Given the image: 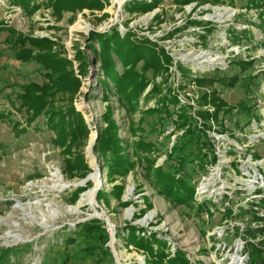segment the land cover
Here are the masks:
<instances>
[{
  "label": "rangeland",
  "instance_id": "1",
  "mask_svg": "<svg viewBox=\"0 0 264 264\" xmlns=\"http://www.w3.org/2000/svg\"><path fill=\"white\" fill-rule=\"evenodd\" d=\"M133 1L144 0H124L119 7L106 0L102 9L64 11L58 17L45 5V0L29 2L28 7L33 3L41 4L31 14L13 0H0V249L17 247L15 252L8 254L11 261L93 264L97 250L85 255L78 252L82 243L76 233L78 222L93 218L103 222L108 234L105 243L111 256L108 264H149L145 262L144 249L138 244L141 237L150 233L166 241L164 250L169 256L178 251L186 264H229L230 261L232 264L234 261L233 250L239 243L234 228L238 226L241 232L246 221L239 217L241 214L231 218L223 215V209L230 206L236 212L240 205L246 206V197L235 196L234 190H243L246 196L248 192L247 180L236 171L239 170L236 159H240L234 155L236 151H226V146H248L247 140H242L245 131L234 125L239 120V125L244 126L240 120L244 114L237 112L239 102H252L253 98L255 104L257 100L264 102V4L254 8L249 0H192L186 3L158 0L149 11L129 12L125 7ZM8 28L16 33L8 35ZM114 30L121 36L129 31L134 36L158 40L154 42L166 49L173 61L162 87L169 86L171 94L175 91L180 95L179 104H192L189 110L193 116L199 107L196 103L198 91L215 90L217 97L233 106L231 113L218 116L225 133L215 136L210 131L222 156L211 171L201 173L205 179L200 181L197 197L193 196L190 206L174 205L158 194L145 178L144 163L136 164L122 178L112 182L105 180L103 155L95 151L97 137L106 126L103 115L109 114L116 123L117 136L123 139L119 144L126 151L131 152V145L139 137L145 136V140L152 141L156 146L154 166H166L165 149L171 146L175 135L181 133L171 134L174 125L170 122L165 127L157 125L153 129L162 113L143 112L144 108L155 105L153 96L147 100L143 97L147 88L139 97L135 110L128 112L120 105L111 81H108L109 89L101 87L99 78L104 77L101 61L93 51L99 52V44L89 39V33L109 35ZM235 34L240 35L237 41L233 38ZM18 35L47 39L50 50L59 58L68 59L79 78L76 90L56 92L53 103L60 112H65L72 104L85 124L81 146L71 149L72 155L80 152L89 168L82 177H70L65 172V147L54 143V131L47 124L46 115L28 120V113L16 97L22 84L49 82L44 75L46 70L35 58L37 50L27 41L22 44L16 41ZM22 46L34 50L27 59L17 57ZM78 53L85 57V74L79 73ZM111 56L117 70L121 71L118 57L115 53ZM213 56L218 58L211 63L208 58ZM241 58L253 59L252 65L239 70L237 61ZM178 63L191 69V77L198 73L215 79L200 89L187 80L188 76L180 74ZM233 74H238L235 84L227 86L221 82L222 78L228 79ZM156 80L159 82L161 78L158 76ZM169 108H173L171 103ZM203 108L213 110L212 107ZM262 127L264 123L262 126L260 121L258 125L253 124V129L251 124L243 128L247 132L257 130L250 134L252 139H257L256 134L264 135ZM252 149L264 154V141L254 144ZM199 172L192 174L191 181L198 178ZM56 177L61 180L55 181ZM63 181L76 182V185L65 187ZM117 184L123 185L118 198L113 193V186ZM94 186L96 190L91 199L74 208L81 194ZM224 193L229 194L230 199L221 202L219 198ZM204 194L215 200L214 205L208 200L206 206L209 207L203 205ZM244 218L249 219L250 213ZM128 226L136 227L135 232L141 237L130 238ZM152 247L157 249V243Z\"/></svg>",
  "mask_w": 264,
  "mask_h": 264
},
{
  "label": "trees",
  "instance_id": "2",
  "mask_svg": "<svg viewBox=\"0 0 264 264\" xmlns=\"http://www.w3.org/2000/svg\"><path fill=\"white\" fill-rule=\"evenodd\" d=\"M14 4H18L24 8L29 14L33 13L41 4L33 3L32 7H28L29 2L33 0H13ZM106 0H45V5L50 7L52 14L60 17L64 11L77 12L83 8L89 10L102 9ZM158 0L149 1H133L128 4L125 9L129 12L149 11L155 6ZM186 3L192 0H181ZM203 1V0H202ZM217 2L219 0H211ZM254 8L260 7L264 4V0H249ZM201 2V1H199ZM198 4V1H196ZM198 22V21H195ZM8 35H14L16 32L8 28ZM15 39L21 44L27 41L31 47L37 50L35 58L38 59L40 65L46 70L45 77L49 82L39 84L37 82H29L20 86L21 91L16 94L20 100V105L28 113V120H33L40 114L46 115V122L54 131L53 141L58 146H64V153L66 158L64 160L65 172L67 175L82 177L86 171L89 170L85 164L80 152L71 153L72 147L79 148L82 140L85 137L86 127L81 115L75 111L72 104L65 108V112H60L54 107V95L56 92L68 90L74 91L79 86V78L74 74L71 68V62L66 58H59L56 53L50 50V45L47 39H38L30 36L18 35ZM240 35L235 34L233 38L238 40ZM133 37V38H132ZM89 39L97 40L99 44V52L92 48L97 57L101 61V70L103 78H99L101 87L109 89L108 81L113 83L119 95L120 105L130 112L137 107L138 99L147 88L144 94L146 100L153 96L155 105L144 108L145 114L158 113L161 114L158 118L159 123H154L153 129L157 125L165 127L168 122L173 124V129L170 132L176 134L170 147L165 149V162L163 164L154 166L153 152L156 149L152 141L145 140V136L139 137L136 143L131 145V152L125 150L124 146L119 144L123 141L117 136V125L111 120L110 115H103V122L106 126L100 131L97 137L95 151L103 155V172L105 173V180L112 182L117 178L124 177L129 170L133 169L136 164H143L145 170V178L156 189L157 193L169 199L172 204L191 205L194 195V187L197 179L192 180V174L199 172L198 177L202 172H205L206 167L210 163H214L216 156L214 154L213 143L209 139L207 130L213 126L218 125L220 129H225L224 125L219 123L220 113H231L233 106L226 104L225 100L215 95V90L198 91L196 103L198 108L195 110L193 116L189 110L192 104H179V97L174 91L171 94V89L162 87V82L166 83L168 75L170 74L169 66H171L172 58L168 51L156 42L150 40L146 36H134L131 32H126L123 36L117 30L112 31L109 35H100L94 31L89 33ZM233 40V42H236ZM92 47V46H90ZM33 48L20 47L17 51V57L29 58ZM115 53L118 57L122 69L118 71L111 54ZM37 56V57H36ZM80 65L78 70L80 74L86 72L85 57L76 56ZM253 59L244 60L239 59L237 64L239 70H245L251 66ZM177 69L182 76H188V81L195 83L196 87L206 88L205 85L212 83L215 78L204 76L205 74L196 73L193 77L190 76L191 69L178 63ZM160 77L158 82L156 77ZM238 80V74L229 76L228 79L222 78L221 82L227 86H232ZM256 99L252 102L240 101L238 104V111L244 114L240 120L244 125H247L250 118L256 114L255 107ZM173 108H169V104ZM204 107H212L209 110ZM175 116H172V115ZM219 123V124H218ZM237 123V124H235ZM235 127H239V120L234 122ZM165 130V129H164ZM133 156V158H130ZM106 167V168H105ZM123 189L122 184L113 186L114 194L117 198L120 196ZM116 191V192H115ZM103 196V194H101ZM206 201L203 205L206 206ZM210 204L214 205L212 200H208ZM127 203V202H126ZM122 204H125L122 202ZM206 207H209L208 205ZM251 221H259L262 224L260 227L252 228L250 225L244 230V247L243 251L247 253L246 264H264V217L256 214L252 208ZM245 209L240 210L233 216L240 215L242 217ZM232 217L230 208H226L223 215ZM250 221V222H251ZM77 235L80 237L82 246L78 252L83 255L91 254L97 250V258L93 264H108L110 253L105 246L108 240L107 231L103 222L97 218L89 219L87 221L77 223ZM130 238L141 237L137 234L136 227L128 226ZM235 234H239L238 227L234 228ZM140 243L137 244L144 249L145 262L149 264H186V260L178 251L174 255L169 254L164 250L166 241L159 239L154 233H150L141 237ZM257 238V240H255ZM73 241V238H69ZM76 240V239H75ZM153 243H157V249H153ZM15 246L1 247L0 249V264H19L17 261H11L8 254L15 252ZM107 261V262H105Z\"/></svg>",
  "mask_w": 264,
  "mask_h": 264
},
{
  "label": "built area",
  "instance_id": "3",
  "mask_svg": "<svg viewBox=\"0 0 264 264\" xmlns=\"http://www.w3.org/2000/svg\"><path fill=\"white\" fill-rule=\"evenodd\" d=\"M112 4L117 5V7H119L121 5V3L124 1L122 0H110ZM117 13V10H116ZM153 41H158L156 38H153ZM180 101H182L180 95L178 96ZM258 103L255 104L256 107V114L254 116H252L250 118V121L247 125L251 124V127L253 129V124H259L261 121V125L263 126L264 123V102H261L260 100H257ZM244 125V124H243ZM244 125V126H247ZM243 126V127H244ZM242 126L236 127L237 129H243L245 132H243V139L242 140H247L248 142V146H245V148L241 147V148H235L234 145L232 144H228V146H226V151L229 152H233L236 151V153L234 155H237L239 157L240 160H237L238 166H239V170L237 169L236 171H239L241 176L244 177V179L247 180V182L245 183L246 185V189L248 192V195L246 196V192L245 191H241V190H234L235 191V196H240V195H244V199L246 197V206L244 205H240L237 208L236 212H233L230 206H224L225 210L227 207L231 209L232 211V216L236 213H238L240 210L245 209L248 212H245V214L250 213V218H244V215L242 216V220H245L246 223L244 224L243 229H241V232L239 230V243L237 244L236 248H234V252H235V257H232V259H234V261L232 262V264H246V259H247V253L245 251H243V247H244V243H245V239H244V230L246 229V227L248 225H250V227L252 228H257L260 227L262 224L259 223V221H251V212L249 209H253L256 211V214H258L261 217H264V154H259L256 151H252L253 149V145L254 144H258L261 141H264V135H260V134H256V136L258 137L257 139H252L253 136H251L250 134L255 133L257 130L255 131H248L245 130V128H243ZM249 127V126H248ZM263 131L264 128L262 127ZM242 130V131H243ZM261 130V129H259ZM212 131L213 135H217V136H221L222 134H224L225 130L220 129L219 127L213 126L211 129L207 130L209 139L211 140V142L213 143V147H214V154L216 156V160L214 163H210L207 165L206 170H205V174L208 173L209 171L212 170V168L217 164L220 163V157L222 156V153H220V149L219 147L215 146V138L210 134ZM252 132V133H250ZM233 133V132H231ZM172 143V141L170 142ZM223 148V147H222ZM201 175V174H200ZM202 175H204L202 173ZM201 175V176H202ZM198 177L196 185H195V189H194V197H197V187L200 185V181L204 180L205 177ZM206 189L209 192L208 187H206ZM210 193V192H209ZM214 197H216V195H213ZM221 199V202L224 201H228L230 199L229 194L224 193L222 194V196L219 198ZM201 200H212L213 202H215V200H213V198H210V196L208 194H204L202 196ZM251 221V222H250ZM238 227V226H236ZM235 227V228H236ZM239 229V227H238ZM235 231V230H234ZM255 240H257V238H255ZM241 247V248H240ZM229 263V262H228ZM231 264V261L230 263Z\"/></svg>",
  "mask_w": 264,
  "mask_h": 264
},
{
  "label": "bare ground",
  "instance_id": "4",
  "mask_svg": "<svg viewBox=\"0 0 264 264\" xmlns=\"http://www.w3.org/2000/svg\"><path fill=\"white\" fill-rule=\"evenodd\" d=\"M85 28H87V27H85ZM217 58H218L217 56L209 57L208 58V61L211 62V63H213V62H215V60ZM60 180L61 179H59L58 177H56V179H55V181H60ZM62 183H63L62 185L65 186V187H70V186L76 185V182H66V181H63ZM95 190H96V186H94L91 189H89V190L85 191L84 193H82L81 196H80V198L77 201L76 206H74V208H78L79 206H81L85 200L91 199V197L93 196ZM128 215H129V212L126 214V217H128Z\"/></svg>",
  "mask_w": 264,
  "mask_h": 264
}]
</instances>
